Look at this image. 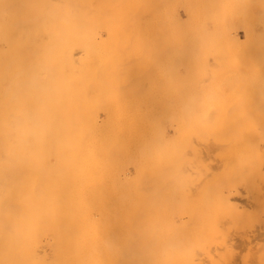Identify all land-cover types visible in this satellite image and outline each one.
Segmentation results:
<instances>
[{
    "label": "bare ground",
    "instance_id": "6f19581e",
    "mask_svg": "<svg viewBox=\"0 0 264 264\" xmlns=\"http://www.w3.org/2000/svg\"><path fill=\"white\" fill-rule=\"evenodd\" d=\"M42 1L0 0V42L5 45L1 51L5 103L0 144L8 162L24 161L29 165L30 161L34 164L48 155L53 166H61L58 171L52 166L53 170L67 176L61 186L64 192L58 186L60 193H54L61 200L58 203H64L60 210L66 217L59 220H66L61 233V228L58 230L61 243L52 248L56 262L62 258L64 264H202L199 250L194 251L202 247L201 257L209 259L203 264H234L235 246L229 243L231 234L225 230L234 234L239 225H244L241 230L250 225V215L256 223L261 222L260 216L264 217V155L259 150L264 145V102L240 101L236 110L230 107L228 115H223L217 112L223 109L219 108L220 101L214 107L206 103L214 113L205 112V104L198 101L189 127L178 120L177 114L164 113L163 107L158 106L161 102L140 100L135 104L117 99L121 68L117 0H69V34L65 49L58 51L50 24L40 23L41 17L50 19L45 7L50 1ZM103 30L106 36H102ZM57 52L59 59L55 58ZM55 80H61L68 89L61 104L53 103L49 96L48 86ZM90 94L96 101L88 98ZM255 103L257 109L252 105ZM142 107L159 112L141 114ZM222 120L232 135L224 146L231 162L225 166L221 162L223 168L219 167L217 172L222 170L224 174L212 171L217 177L209 183L196 174L202 172L195 165L201 156L194 148L196 159L192 165L196 175L192 186L197 187L187 188L184 179L190 176H185L186 169L171 165L185 152L165 144L192 129L197 133L214 128ZM164 122L167 125L163 127ZM233 165L243 174L240 170L239 175H232L229 169ZM196 181L205 186L198 187ZM243 194L254 202L250 204L252 211L234 202ZM254 217H259V221ZM16 227L14 233L11 229L9 242L13 244L18 239L20 246L13 247L21 250L13 249L10 243L6 245L11 246L12 253L23 257L27 252V242L22 240L25 230L18 232ZM195 228L202 229L200 233L197 230L198 235ZM30 229L29 235H24L27 239L34 232ZM191 229L202 246L195 239L191 242L190 232L189 236L186 233ZM218 238L222 243L218 244ZM242 243L249 244V238ZM207 245H213V249L218 246V253L211 252ZM226 247H231V252ZM261 247L257 252L263 251L262 255L256 254L264 258ZM8 249H2L0 256L7 254ZM15 254H7V261L13 260ZM245 258L244 262L240 260L242 264H247ZM252 258L250 262L257 264Z\"/></svg>",
    "mask_w": 264,
    "mask_h": 264
},
{
    "label": "rangeland",
    "instance_id": "374dc122",
    "mask_svg": "<svg viewBox=\"0 0 264 264\" xmlns=\"http://www.w3.org/2000/svg\"><path fill=\"white\" fill-rule=\"evenodd\" d=\"M39 1L43 2L42 0ZM49 1L50 4H46L45 7L50 19L41 17L40 23L50 24L55 38L54 47L58 51L66 44L71 11L69 0ZM117 2L119 10L117 41L121 61L118 88L116 90L117 99L133 101L135 104L145 100H154L155 103L161 102L162 104H158V106L163 107L164 113L177 114L179 116L178 120L185 126L192 124L191 114L197 108L198 101H201L202 105L205 104L202 108L205 106L204 111L207 113H210V111L216 112L209 109L208 105L214 107L219 104V108L223 109H219L217 112L223 115H228L230 107H234L236 110L240 105L238 104L240 101L251 99L257 102L261 99L264 102V0H117ZM210 11L211 13H209ZM166 25L168 29H166ZM102 36H106V31H102ZM4 48V43L0 42V138L3 133L5 103L3 94L4 63L1 52ZM64 49L65 47L62 50ZM55 58L59 59V52L55 53ZM175 68L178 69V72ZM48 89L53 103L61 104L65 100L68 89L61 80H55L48 86ZM90 97L92 101H96L93 94H90L88 98ZM217 102L218 104H216ZM260 103H258V107H260ZM250 104H247L248 107H250ZM242 105H244L243 102ZM252 105L257 109L256 103ZM158 112L157 109L149 107H142L139 111L141 114H157ZM166 125L164 122L163 127ZM196 132L193 129L186 131L180 137H173L165 144L184 150V156L175 160L171 165L177 166L179 169H186L185 176H190L184 179L187 188L197 187V181L195 182L196 186H192L196 174L206 178L209 183L213 182L217 176L212 174V171L217 172L219 167L223 168L221 162H225L224 166L226 163L231 162L224 146L227 144L226 139L229 135L230 137L232 135L230 127L226 125L224 120L214 128ZM194 148L198 150V154L201 156V161L198 159L196 164ZM259 150L264 155L263 144ZM35 161L38 163L34 162L33 164V161H30L32 165H28L29 162L24 161H10V163L5 160V151L0 144V253L2 249L5 250L9 247L6 251L8 257H11L15 254L12 253L11 246L13 249L21 250L19 247L14 248L20 244L18 239L16 240L19 243L17 241L13 243L14 247L9 242L13 225L14 227L17 225L18 232L25 230L22 240L24 243H28L26 245L21 243L24 244L25 250L27 249L23 257L16 252L17 255L15 254V257L11 258L13 260L7 261V254L2 253L0 256L1 260L4 258L2 264H16V259L19 264H64L65 259L62 260V258L60 262L58 260L56 262L52 254V248L54 246L58 247L61 243H58V234L63 230L66 221H59L62 216L66 218L64 211L60 210L64 207V203H58L61 200L54 193L56 191L60 193L56 187L65 184L64 181L67 180V176L64 175L65 172L64 174L57 172L61 166H53V161L48 155ZM192 164H195L197 168L200 167L202 172L193 175L196 170ZM52 166L57 171L53 170ZM233 167L235 168L233 165L229 172H232L234 176L239 175L241 169L235 168L238 170L237 173L236 170H233ZM219 172L224 174L222 170H219ZM241 172L240 174H243ZM197 184L198 187L205 186V184L201 185L202 182ZM206 186L208 185L206 184ZM60 189L63 190L62 187ZM234 202L241 208L245 207L252 211L250 204L252 205L254 202L248 195L243 194L242 197L236 198ZM253 207L255 208L254 205ZM59 210L62 212H59ZM252 215H250V225L246 226V228L250 226V230L246 228L241 230L244 225H241V228L240 225L239 228L234 226L240 230L233 231L235 235L231 233V230L230 232L225 230V232L234 236L228 238L231 241L229 243L235 246V249L232 248L236 255L234 264H242L244 262L242 259L245 257V263L254 264L249 260L253 256L255 257L254 260H257V264L259 262L264 264V258L261 256L262 259L256 254L261 246L260 250L264 249V229L262 228L264 227V220H262L264 217L259 215L262 218H260L261 222H258L259 217H254L258 222L256 223L252 220ZM253 224L255 226L252 228ZM257 224L260 226H257ZM26 227L32 228L30 232L34 231L30 233L31 237L28 236L30 240L26 238L27 233L29 235V228ZM13 229L12 233L15 232ZM193 229L186 233L189 236L190 232L191 242H195V240L197 242V230L200 233L202 229L195 228L196 235ZM66 230L64 229V231ZM18 232L15 233L17 238H19ZM63 233L60 235L62 236ZM227 233H225L226 236ZM193 234L196 238L194 237L192 241ZM24 235L26 236L24 237ZM12 236V238H15L13 234ZM240 236L241 238L244 236V239L249 238L250 243L246 245L247 241L245 240L244 245L242 243L244 239H239ZM64 239L67 240V238ZM221 241L219 239L218 244L222 243ZM54 242H56V245H53ZM7 243H10L11 246H7ZM190 245L189 248L192 247ZM197 245L202 246L200 242ZM24 247L22 245V248ZM210 248H212L210 251L215 253L219 247L213 249L212 245ZM226 248H228V252H231V247ZM201 250L202 247L200 249L195 248L194 251L199 252H197L199 260L201 263L202 261L205 263L209 259L201 257V252L204 251ZM247 253L254 255H247ZM262 253L260 254L262 255ZM19 254L21 253L19 252ZM242 256L244 258L241 259ZM254 262L256 264V261ZM231 264L233 263L231 262Z\"/></svg>",
    "mask_w": 264,
    "mask_h": 264
}]
</instances>
